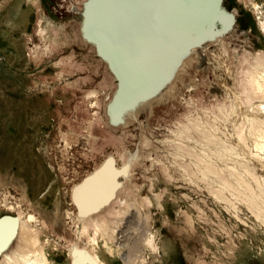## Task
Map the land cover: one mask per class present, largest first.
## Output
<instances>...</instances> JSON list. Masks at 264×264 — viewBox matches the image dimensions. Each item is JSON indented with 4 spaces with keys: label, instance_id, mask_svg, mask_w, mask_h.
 Returning a JSON list of instances; mask_svg holds the SVG:
<instances>
[{
    "label": "rangeland",
    "instance_id": "obj_1",
    "mask_svg": "<svg viewBox=\"0 0 264 264\" xmlns=\"http://www.w3.org/2000/svg\"><path fill=\"white\" fill-rule=\"evenodd\" d=\"M251 1L259 4L263 15ZM30 4L29 0H10L0 8V219L18 216V209L25 216L35 214L47 223L41 237L50 241L46 247L50 263L72 264L68 246L91 248L93 235L92 230L90 236L81 233L73 189L109 154L121 149L108 142L111 135L104 125H97L94 138L88 139L98 109L91 102L96 97L87 95L98 91L106 104L111 102L113 89L101 88L107 73L102 65L88 63L72 74L66 72L60 60L73 53L71 47L40 53L46 51L41 17L47 14L56 23H75L79 2L43 0L44 8ZM221 10L234 17L235 34L226 36L229 47L264 52L260 27L264 0H222ZM21 23L27 27H19ZM215 31L226 28L218 24ZM74 47L78 56L90 55L86 47ZM228 66L221 48L211 44L197 63L200 72L191 69V75L176 87L181 102L166 100L156 106L155 115L144 111L138 123L124 130L132 153L139 152L144 134L151 143L143 146L145 157L133 168V180L137 198L145 202L138 211L148 220V233L157 248L141 242L137 264H264V222L245 203L232 205L229 194L219 197L207 183L192 179L159 143L172 138L180 121L198 117L200 109L188 106L190 94L207 104L226 96L222 82L228 81L233 90ZM99 112L102 115L104 109ZM241 120L238 110L227 124L226 135L233 143H237L235 131ZM114 132L117 137L124 134L122 129ZM193 137L201 139L195 130ZM246 150L253 153L251 164L264 179V151L256 150L251 140ZM130 226L137 231L135 224ZM134 234V239L140 237ZM98 241L96 252L107 264H124L117 252L108 254L101 238Z\"/></svg>",
    "mask_w": 264,
    "mask_h": 264
},
{
    "label": "bare ground",
    "instance_id": "obj_2",
    "mask_svg": "<svg viewBox=\"0 0 264 264\" xmlns=\"http://www.w3.org/2000/svg\"><path fill=\"white\" fill-rule=\"evenodd\" d=\"M77 1L79 14L75 23H56L47 14L41 17L40 34L46 51L40 53L48 55L61 47H71L73 53L60 60L69 74L88 63L103 66L107 73L101 88H112L113 95L110 103L103 104L98 91L88 92L89 98L96 97L91 102L98 109L88 139L94 138L97 125H104L111 135L108 142L121 149L109 154L73 189L72 200L81 209L75 213L82 225L81 233L90 236L92 230L93 235L91 248L68 246L72 264H107L96 252L98 238L105 251L110 255L117 252L124 264L138 263L141 242L157 248L153 235L148 233V220H143L138 211L145 202L137 198L133 180V168L142 163L143 146L151 145L150 139L144 134L139 152L132 153L126 144L128 131L124 130L138 123L144 111L155 115L156 106L166 100L181 102L176 87L186 81L191 69L200 72L197 63L211 44L227 56L233 90L228 81L222 82L226 96L207 104L190 94L188 106L200 109L198 117L180 121L172 138L159 143L192 179L207 183L219 197L229 194L231 199L226 198L232 205L245 203L264 222V179L258 177L251 164L253 153L249 155L246 150L251 140L256 150L264 151V52L229 47L226 36L235 34V27L226 18V31L210 32L207 24L216 14L210 0ZM8 2L3 0L0 8ZM29 2L44 8L43 0ZM251 3L263 15L259 4ZM19 27L27 25L21 23ZM260 27L264 30V17L260 18ZM105 28L103 37L101 30ZM75 44L82 50L86 47L90 55L78 56ZM81 57L82 61H78ZM191 81L194 83V78ZM238 110L242 120L235 131L237 143H233L226 128ZM116 129H122L124 134H112ZM194 130L201 139L193 137ZM13 221L15 224L9 219L0 222V264H51L46 252L50 241L41 237L47 223L33 213L25 216L19 209ZM132 224L137 231H131ZM136 232L140 237L134 239Z\"/></svg>",
    "mask_w": 264,
    "mask_h": 264
},
{
    "label": "water",
    "instance_id": "obj_3",
    "mask_svg": "<svg viewBox=\"0 0 264 264\" xmlns=\"http://www.w3.org/2000/svg\"><path fill=\"white\" fill-rule=\"evenodd\" d=\"M209 2L213 3V5L215 7V12H216V14L212 15L209 23L207 24V26L209 27L210 32H216L215 29H216L218 23L222 24L223 26H225V18L228 20V23L232 24L234 22V17L233 16H229V15L225 14L224 11L221 10L222 0H210ZM225 28H226V26H225ZM101 32L103 33L102 36L104 37V35H105L104 33H106V28H105V30L102 29ZM77 208H78L79 211L81 210L79 206H77ZM6 219H9V221L12 220V222L15 224L16 220L13 221L14 217H10V216L0 219V222L1 223L5 222Z\"/></svg>",
    "mask_w": 264,
    "mask_h": 264
},
{
    "label": "flooded vegetation",
    "instance_id": "obj_4",
    "mask_svg": "<svg viewBox=\"0 0 264 264\" xmlns=\"http://www.w3.org/2000/svg\"><path fill=\"white\" fill-rule=\"evenodd\" d=\"M218 24H219V23H218ZM218 24H217V25H218Z\"/></svg>",
    "mask_w": 264,
    "mask_h": 264
}]
</instances>
